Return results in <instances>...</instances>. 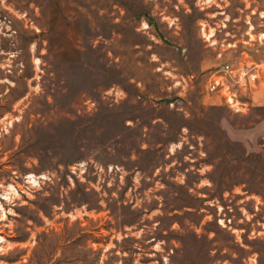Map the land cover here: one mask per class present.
Listing matches in <instances>:
<instances>
[{"label": "rangeland", "instance_id": "rangeland-1", "mask_svg": "<svg viewBox=\"0 0 264 264\" xmlns=\"http://www.w3.org/2000/svg\"><path fill=\"white\" fill-rule=\"evenodd\" d=\"M0 264H264V0H0Z\"/></svg>", "mask_w": 264, "mask_h": 264}, {"label": "built area", "instance_id": "built-area-1", "mask_svg": "<svg viewBox=\"0 0 264 264\" xmlns=\"http://www.w3.org/2000/svg\"><path fill=\"white\" fill-rule=\"evenodd\" d=\"M230 69H232L230 66H226L225 67V72H229L230 71ZM220 82L217 80V79H215L213 82H211L210 84H209V86H210V88L212 89V90H214V89H216L217 88V86H218V84H219ZM222 83V82H221Z\"/></svg>", "mask_w": 264, "mask_h": 264}]
</instances>
